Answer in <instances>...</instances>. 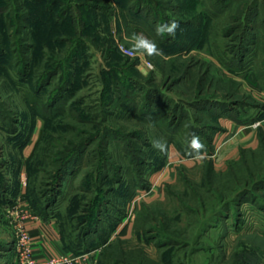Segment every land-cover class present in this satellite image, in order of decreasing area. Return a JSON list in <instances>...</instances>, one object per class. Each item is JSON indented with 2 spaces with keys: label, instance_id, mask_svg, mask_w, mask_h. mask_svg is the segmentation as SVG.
<instances>
[{
  "label": "rangeland",
  "instance_id": "374dc122",
  "mask_svg": "<svg viewBox=\"0 0 264 264\" xmlns=\"http://www.w3.org/2000/svg\"><path fill=\"white\" fill-rule=\"evenodd\" d=\"M135 14L147 18L146 33ZM171 20L175 37L157 36ZM133 33L164 55L128 54ZM263 33L264 0H0V264H15L9 211L23 196L35 213L47 205L71 156L77 163L48 208L69 244L101 222L93 241L83 238L98 244L141 192L129 235L115 230L98 264H264V141L228 151L222 127L194 160L186 136L191 125L224 126L197 100L229 102L244 118L263 112ZM150 107L184 112L170 144ZM140 179L146 187H135Z\"/></svg>",
  "mask_w": 264,
  "mask_h": 264
},
{
  "label": "trees",
  "instance_id": "16d2710c",
  "mask_svg": "<svg viewBox=\"0 0 264 264\" xmlns=\"http://www.w3.org/2000/svg\"><path fill=\"white\" fill-rule=\"evenodd\" d=\"M133 20L135 23H139L142 26V27L140 26V28H142V30H140V31H143L145 33L147 32L143 28V26L147 27V25L149 27V24L147 22L146 17L140 18V16L136 15V17H133ZM228 33H230V32H228ZM263 35H264V33H263ZM242 39L244 41H246V43H247V45H244L243 48H247V49H250L252 46H254L253 44L256 42V37L252 38L250 36V33H247L245 36L242 37ZM262 41H263V38L260 39L259 43H262ZM245 52H246V50L245 51L242 50V51L238 52V56L240 57L237 61L238 67H241V65L244 63V58H243L244 56L243 55H245ZM167 53L171 54L170 52H167ZM224 66L228 67L230 65L228 63H225ZM263 75H264V71H263V74L258 73L259 78L263 79ZM52 76H53L52 72H49L47 74V78L45 81L46 84L49 83ZM262 83H263L262 85H263V89H264V80L262 81ZM60 93L61 92H58L53 96L52 100H50L51 103L48 104L49 106H51V105L54 106L55 103H58L63 99L64 95H62ZM157 101H156V103H157ZM197 102H200L199 110L203 113H206L213 120H220L221 117L226 116V117H231V118L235 119L236 122L241 123V124H251L256 119L264 118V110H263V112L258 114V116H255L256 115L255 114L249 118H244V116L242 117V112H240V110H238L236 108H232L231 106H233V104H229V102H221L218 100H209V99L197 100ZM195 103H193V104H195ZM256 107L258 109H262V106L257 105ZM162 110H163V113H161L160 115H157L155 113V111L153 110V108L150 107L149 111L146 114H147L148 118L155 123H159L160 120L162 122L164 121V126L168 129V131H170L169 134H167L168 139H169L168 143L170 144V142H173V140L175 139L174 133H176L178 131L182 121L185 122L183 120L184 112L182 114H180V113L178 114L176 108L173 109L172 112H166V111H164L163 108H162ZM176 119H178V120H176ZM209 127H210L211 132L206 131V129H209L207 126H205V127L204 126L203 127L198 126L197 127L196 125H191L189 127V131L186 135L187 136V144L189 143V141L191 139V135L194 133L200 137V139L202 140V142L204 143V145L206 147H209V146L211 147L210 142L213 140L214 132L221 130L223 128H222V126L220 127V126H216V125L215 126L209 125ZM258 138L260 140L264 141L263 140L264 139V132L263 131H261V130L259 131ZM87 145H88V143L83 144V148L80 151H83L84 149H86ZM76 159H78V156H71L69 159L66 158V160L62 164L61 168L58 169V174H56L57 180H56L55 185H54L55 188H53L54 189L53 191H55V194L51 193L50 198L47 199V202L51 203V205H49L47 203V205L46 204L43 205L41 207V209H39L37 211V213L40 214L43 218L48 219V218L52 217V214H51V212H49L48 208H50L52 206V203H54L56 201V196L60 193V187L62 186V182L64 180V177L67 173H70L72 171V169H74L75 164L77 163ZM145 185L146 184H144L142 182V179H140L137 182V184L135 185V187L136 188L140 187V186L146 187ZM133 190L130 192V194L133 193ZM99 209H100V207H99ZM100 210H98V213L100 212ZM98 221H100V220H98ZM117 222H116V225L112 226L111 229H108V232L105 233L106 235L102 240L103 242L97 240L96 243H98V244L92 245V246L88 245V242H87L86 246H85V245H83L84 244L83 238L89 239V237H90L89 241H93L96 238V234H98L100 232L98 229V226H99V223H101V222H97V224L95 226L91 225L90 227H87L85 230L83 229L84 230L83 234L78 233V235H76V237L74 238L73 244L71 245V244H69V242H67L66 237H64V234L66 233L64 230V225H63V222H61L59 220L62 242L64 243V246L67 250L72 251L75 254H80V253L85 252V251H90L92 249L100 247V245H102L103 246L102 249H104V247H106L108 240L110 239L111 234L115 230H117V227L119 226V223L121 222V220H117ZM99 261L101 262V258H99Z\"/></svg>",
  "mask_w": 264,
  "mask_h": 264
},
{
  "label": "crops",
  "instance_id": "0c3cea01",
  "mask_svg": "<svg viewBox=\"0 0 264 264\" xmlns=\"http://www.w3.org/2000/svg\"><path fill=\"white\" fill-rule=\"evenodd\" d=\"M261 90L264 89L261 88ZM262 96L264 97V92ZM262 110H264V105H262ZM261 120L263 122L260 125L257 127L252 125L250 128V125L238 123L231 117L224 116L220 118V121L224 122V126L222 127L226 132L225 134H228L227 136L231 138L230 142L227 144V150L229 151L230 149V151H232V149L238 145L241 147L256 146L259 140V131L261 130L264 132V118ZM27 227L34 238L38 257L49 255L59 256L61 254L70 255L73 253L72 251L67 250L62 242L60 225L56 216L45 219L39 215L35 220L29 221ZM130 231L131 225L128 223L120 232L116 230V234L118 232V235L128 236ZM100 253L101 249L97 250V248L80 254L73 253L76 257L74 264H92L95 260L99 262Z\"/></svg>",
  "mask_w": 264,
  "mask_h": 264
},
{
  "label": "built area",
  "instance_id": "2783aa9c",
  "mask_svg": "<svg viewBox=\"0 0 264 264\" xmlns=\"http://www.w3.org/2000/svg\"><path fill=\"white\" fill-rule=\"evenodd\" d=\"M129 54V53H128ZM133 56V55H132ZM148 69H153L151 62L142 61ZM262 121H256L253 126L257 127ZM140 191H136L135 198L131 201L129 211L126 213L124 221L117 229L120 232L132 219L133 206L136 204L138 198L141 196ZM11 216V225L14 230V249H15V264H74L76 257L72 254H61L59 256L49 255L45 257H38L36 253V246L34 238L27 227V223L38 218L39 214L35 213L32 206L27 203L25 196L18 198L16 204L9 211ZM117 232V234H118ZM101 248H97L100 250ZM92 264H98L95 260Z\"/></svg>",
  "mask_w": 264,
  "mask_h": 264
},
{
  "label": "clouds",
  "instance_id": "9594fccd",
  "mask_svg": "<svg viewBox=\"0 0 264 264\" xmlns=\"http://www.w3.org/2000/svg\"><path fill=\"white\" fill-rule=\"evenodd\" d=\"M179 27L180 24L176 20L158 23L155 26V33L157 36L175 37L176 30ZM130 44L131 47L127 50L130 55H134L140 58L164 55L163 51L159 48L155 40L149 38L143 33H133L130 39ZM152 143L153 147L157 150H167L168 145L166 141L154 140ZM188 147L189 149H191L188 155L191 156L194 160H200L206 153L204 143L201 141L200 137L194 133L191 135Z\"/></svg>",
  "mask_w": 264,
  "mask_h": 264
}]
</instances>
